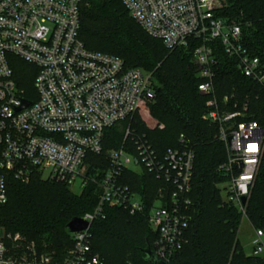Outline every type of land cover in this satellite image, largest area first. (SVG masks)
Segmentation results:
<instances>
[{
  "label": "built area",
  "instance_id": "2783aa9c",
  "mask_svg": "<svg viewBox=\"0 0 264 264\" xmlns=\"http://www.w3.org/2000/svg\"><path fill=\"white\" fill-rule=\"evenodd\" d=\"M81 2L0 0V206L8 202L10 180L27 184L35 175L78 194L88 186L99 190L92 212L79 218L88 228L69 232L72 245L61 259L40 251L19 234H4L0 235V264H104L91 249L89 229L94 220L104 219L106 206L145 214L157 235L152 251L158 261L169 264L181 250L191 221L188 194L194 152L181 137V147L159 155L145 135L133 129L137 115L155 100L152 73L128 69L116 56L87 49L80 37ZM121 3L166 50L196 44L192 61L201 79L198 92L208 98L202 120L217 127L215 138L226 152V161L218 168L228 177L223 202L246 219L244 207L262 158L264 131L256 122L242 120L245 115L237 110V102L217 97L214 42L244 77L263 89L264 63L244 48L241 27L220 16L222 0ZM14 58L36 68L31 99L18 85ZM115 126H120L122 142L108 149L106 132ZM126 172H145L160 182L149 207L128 184ZM251 246L248 255L264 262L261 230H254Z\"/></svg>",
  "mask_w": 264,
  "mask_h": 264
},
{
  "label": "trees",
  "instance_id": "16d2710c",
  "mask_svg": "<svg viewBox=\"0 0 264 264\" xmlns=\"http://www.w3.org/2000/svg\"><path fill=\"white\" fill-rule=\"evenodd\" d=\"M219 14L241 27L244 48L264 63V0H222ZM80 25V37L87 49L116 56L128 69L152 73L155 100L146 112L137 115L133 129L144 134L159 155L181 147V137L194 152L188 194L191 221L181 250L169 264H264L261 257L244 252L237 238L242 213L223 202L228 177L218 168L226 161V152L224 144L215 138L217 127L202 120L208 98L198 92L201 79L192 61L196 44L166 50L159 40L149 37L138 26L121 0H82ZM214 43L217 97L228 96L230 103L237 102V110L245 115L242 120L254 121L264 131V89L244 77L234 60L223 53L219 42ZM13 70L19 87L31 99L28 94L33 91L36 68L14 58ZM106 137L110 141L108 149L118 148L122 142L120 126L108 130ZM125 175L149 207L160 182L145 172ZM98 196L99 190L93 186L75 194L68 187L38 175L27 184L12 179L8 184V202L0 206V235L19 234L40 251L61 259L72 245L68 224L92 212ZM103 212L104 219L94 220L89 229L93 253L104 264H148L145 251L152 249L157 235L146 215H131L123 208L110 206ZM244 212L250 226L264 233V144Z\"/></svg>",
  "mask_w": 264,
  "mask_h": 264
},
{
  "label": "water",
  "instance_id": "95a60500",
  "mask_svg": "<svg viewBox=\"0 0 264 264\" xmlns=\"http://www.w3.org/2000/svg\"><path fill=\"white\" fill-rule=\"evenodd\" d=\"M26 105H27V103L23 102V106L22 107H24ZM245 202H246V199L244 197L241 198V204L244 205ZM87 228H88V224L85 221H83V220H81L79 218H75V219L71 220L70 223L67 226V229H68V231L70 233L81 232V231L86 230ZM145 254H146V262L148 264H166V263H162V262L157 260V258L155 257L152 249L148 248L145 251Z\"/></svg>",
  "mask_w": 264,
  "mask_h": 264
},
{
  "label": "rangeland",
  "instance_id": "374dc122",
  "mask_svg": "<svg viewBox=\"0 0 264 264\" xmlns=\"http://www.w3.org/2000/svg\"><path fill=\"white\" fill-rule=\"evenodd\" d=\"M147 128L150 129V126H148ZM72 191L77 194L79 193V191L76 189H72ZM253 237H254V229L250 226V224L246 219H242L237 234V238L246 254H249L251 252L252 249L251 241Z\"/></svg>",
  "mask_w": 264,
  "mask_h": 264
}]
</instances>
